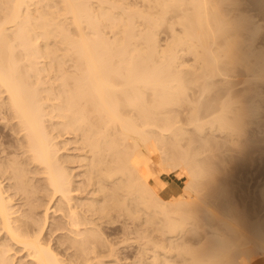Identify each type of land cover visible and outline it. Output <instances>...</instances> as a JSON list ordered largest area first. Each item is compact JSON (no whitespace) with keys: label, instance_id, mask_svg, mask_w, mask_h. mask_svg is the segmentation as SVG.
I'll return each instance as SVG.
<instances>
[{"label":"bare ground","instance_id":"6f19581e","mask_svg":"<svg viewBox=\"0 0 264 264\" xmlns=\"http://www.w3.org/2000/svg\"><path fill=\"white\" fill-rule=\"evenodd\" d=\"M114 1L112 0L111 4ZM40 2V0H0V154H3L0 157V264H89L91 260L94 258L96 260L100 256L97 246L103 248L101 253L103 250L112 251L109 244L108 246L102 244L103 241L99 234L104 233L102 231L100 233L98 227L101 223L96 221L101 222L108 217L109 210H111L110 202L115 205L123 202L126 204V196H129L134 204H139L144 209L143 212L151 214V219L157 215L155 213H162L166 219L164 224L167 228L165 230L169 234L172 231H178V228H186L184 225L193 223V220H197L195 215H200V213L195 214L196 207L200 206L199 204L203 206L204 201L202 198L200 200L194 192L198 190L196 189L197 184H195L196 179L200 178V175L204 176L201 174V169L198 168L201 166V161L204 163V158L203 160L201 158L200 161V157H198L200 162L199 166H196L198 164L195 163L196 155L198 156L197 153L200 151L192 150L193 153H196L195 157L182 153H179L183 155L179 158L173 155L177 159L171 158L169 162L166 158V162L161 160L163 157L159 155L162 153L161 151L159 153V145L164 142L163 136L166 133L170 135V139L173 137L177 141L185 134L180 132L178 124L174 125L171 114L176 110L173 111L175 109H172L173 104L188 102L190 99L188 97L193 95V93L187 95L188 78L179 75V72L181 73L179 66L182 64H176L180 62H176V53L172 54V52L164 56L168 46L163 48L159 45L160 43L158 44L155 37L157 31L150 32L147 29L149 31L145 36L147 46L144 45L146 46L144 47L137 44V40L134 39L136 35L132 33V25L129 22L124 25L123 29L120 28L122 30H117L119 22H116V18L118 16L114 18L108 9L110 5L108 8L101 6L102 11L95 13V8L90 6L93 3L91 0H60L59 9L64 13L61 19L63 20L64 16L66 18L65 14H70L73 24L71 26L74 28L72 35L66 29L67 26H64L68 24H65V18L63 23L60 16L58 17V14L54 13L56 9L46 11L48 8L46 10L41 8ZM31 4L36 7L34 5V8L30 7ZM152 7V10L159 15H156V19H153V16L148 17L154 27L160 24L159 22L164 19L165 13L169 10L173 11L171 14L174 13V16H181L184 34L176 33L182 35L178 36L176 44L181 49H186L183 51L188 50L194 55L196 54L198 61L203 64L204 73L200 75L203 77L200 94L203 95L201 92H204L205 101V97L212 90L222 88L224 91L223 98L218 97L220 100L215 101V104L204 105V122L242 140L251 133L250 137H253V140L250 141H255L258 150H264L260 144L264 141V136L260 137V134L264 135L262 134L264 133V35L260 36L261 31H264V26L260 23V21L264 22V0H153ZM189 10L190 12H187ZM254 10L259 12L254 13ZM259 13L260 17L256 19ZM103 21L108 22L107 29L109 27L115 29L114 34L125 32V35H111L113 38L104 37L102 33L105 29L103 32L100 29ZM193 73L195 74L194 80L197 81L199 72L196 74L193 71ZM188 76L191 78L190 75ZM195 90L197 92V89ZM201 97L203 98V96ZM209 100L211 101V99ZM191 101L189 100V102ZM193 103L195 104V102ZM189 108L191 110V107ZM193 110L188 120L194 124L193 127L199 130L203 124L198 123L201 119L199 118L201 116L199 107L195 106ZM209 125L206 126L209 127ZM248 126H251L250 133H248L250 128ZM184 128L181 130H185ZM4 133L14 134L15 143H12L14 146L8 142L9 146L13 147L10 146L12 149H9L8 144L5 146L6 138L1 139L4 137ZM64 134L65 137L71 134V137H68L71 138L69 141L72 140L76 144V147L73 146L72 149L75 147L80 152L74 157L84 167V179L82 180L77 175L73 174V176L69 171L72 169L65 165V162H68L69 157L72 156L64 154L65 157H63V154L60 153V149L68 144V139H60ZM167 134L166 136H168ZM189 135L187 136L191 137V134ZM194 141L199 142L198 138ZM194 141L192 140L191 144ZM201 141L204 140L201 139ZM234 141L236 140L234 139ZM181 142L179 141V143ZM240 142L242 143V141ZM165 143L162 145L164 146ZM171 143L173 145V142ZM188 144L186 142V145ZM167 147H169V143ZM186 148L188 149L187 146ZM169 149L171 150V147ZM260 151L259 154L264 153H260ZM66 152H70V149ZM166 152L169 153L167 150ZM165 153L162 154L165 155ZM170 157L169 155L167 158ZM70 162L73 163V160ZM75 163L77 164V162ZM77 170L79 171V169ZM212 171L214 172V170ZM172 172L178 177L177 179H183L181 182L183 191L177 195L172 194L171 200H165L151 186L149 179L152 174H156L168 180L172 176ZM35 175H39V178H36ZM75 176L81 180L78 182L79 185L77 183V187H73V184L76 183L72 184V177L75 179ZM40 178L44 185L37 184L36 181H39ZM4 180H6L5 184ZM207 181L210 180L207 179ZM258 187L260 188V186ZM75 190H80V194L81 191L84 193L86 191L89 202L77 204V200L75 201L71 193ZM259 191H261L259 194L261 193L264 197V189H259ZM39 192H44L43 197L35 196ZM200 193L202 192L200 191ZM77 195L79 196V194ZM77 195L75 196L77 197ZM15 196L18 197V200L24 198L26 202L20 204L19 201L20 205L17 203L15 206L13 202ZM82 196H84L83 193ZM259 197L261 198V196ZM219 199L215 198V201L218 200L220 203ZM35 200H38V204L34 206L32 202ZM212 201L206 202L211 204L214 202ZM206 202H204L203 208ZM257 202H261V199ZM257 202L253 203L256 204L254 208L257 209L259 206L257 212L253 208L254 212L252 211L250 214L252 209H248L250 210L249 214L247 213L248 216L251 217L256 213L251 219L247 218V215L240 214L239 211V215H233V212L229 214L230 216L227 215L231 217V221L229 218L224 220L227 236L223 235L224 232L211 233L213 236L209 237L210 234L206 235L209 233L206 232L208 230H204L206 233L202 236H207V238L204 237L207 245H204V239H201L204 243L203 251H196L192 254L193 249L189 248V252L192 251L189 256L185 254V247L188 245L185 246L186 242H182L185 247L181 244L184 247L182 248L184 251L181 250V253L184 252L186 256L191 257L190 263L185 262V264H264V224L261 223L264 222L261 218L264 217V214H260L264 211V201L261 202L262 205L259 203L258 206ZM219 203L214 205L217 206ZM231 204L235 205V203ZM25 205H28V208H23ZM214 205L212 204V206ZM37 206H42L41 215H37L38 212L35 211ZM242 206H237L238 210ZM219 207L220 204L218 210H221ZM228 207L227 212L229 213L233 206ZM245 207L242 209H246ZM210 208L212 207L210 206ZM214 208L215 210L211 211L217 217V207ZM120 209L122 210V208ZM198 209L202 210L201 207ZM129 210H126L127 214ZM57 211L60 212V215ZM170 211L177 214L176 220L170 214L168 215ZM49 212L55 213L54 218L58 215L56 221L51 217V220L54 221L52 225H49ZM197 212L199 211L197 210ZM241 212H246V210ZM138 214L140 215V213ZM60 216L61 219H59ZM222 219L224 218L222 217ZM155 227L158 225L154 226V229ZM147 228L149 227L147 226ZM208 228L210 229V227ZM48 232L49 236L46 235ZM210 232L214 231L210 230ZM220 232H222L221 229ZM165 234L167 233L164 232ZM164 235L162 233L161 238ZM52 236L56 238V243L62 248L61 250L65 251V254L62 253L64 255L59 254L60 252L58 253L52 247ZM181 236L183 238L184 235L181 233ZM164 239L166 240V238ZM173 239L176 238L173 237ZM149 240L151 241V238ZM105 242L103 243L105 244ZM173 248L178 250L179 247ZM186 250L189 253L188 248ZM20 251L24 253L25 260L24 256L23 259L16 258V253L20 254ZM143 251L141 250V252ZM141 255L140 258L144 254ZM153 258L147 263L140 260H136L138 261L136 263L169 264V262L163 263L164 260L161 263ZM163 258L165 259V257Z\"/></svg>","mask_w":264,"mask_h":264},{"label":"rangeland","instance_id":"374dc122","mask_svg":"<svg viewBox=\"0 0 264 264\" xmlns=\"http://www.w3.org/2000/svg\"><path fill=\"white\" fill-rule=\"evenodd\" d=\"M41 2L39 3L40 4V7L41 8H44V10H46L47 8V10L46 11H48V10H52L53 9V11L56 9V11L54 12L55 14H58V17L61 19L62 18V14H64L63 12H62V10L61 9H59L60 8V6L59 5H61L60 4V0L58 1H55V0H40ZM92 1H93V3H92ZM95 1V2H94ZM99 1H101L100 3H98ZM104 1V2H103ZM114 1V0H113ZM116 1V2H115ZM112 4H111V2H112V0H91V3L92 4H90V6L93 8H95V13H100L101 11H102V7L101 6H107V7H105V8H108V6H109V10L111 11V13H112V15L114 16V18H116L117 16V18H116V22L118 23L119 22V26L116 28L117 30H122L123 29V27H124V25L126 24V23H130V25H132L131 26V29H132V33L133 34H135L136 36H134V39L135 40H137V44L139 43V45H142V46H144V45H146L147 46V38L145 37L146 35H147V33L150 31H157V33L155 32V37H156V40L158 41V44L161 46V47H163V48H166L167 46H168V48H166V53L164 54V56H167V54H171L172 52V54H175L176 53V62L177 61H180V62H178V63H176V64H182V65H180L179 66V70H181V73L179 72V75H181L182 77H186V79L188 78V82H189V84H188V87H187V95H190V94H192L193 93V95H190L188 98H190V99H188V102H180L181 103V105H180V103L179 102H177V103H175V104H173V106H172V109L173 108H175L173 111H175V113H173V112H171V113H173V114H171V116H172V119H173V122H174V125L175 124H178L177 125V127L179 128V130H180V132H182V134L183 133H185V134H181L182 136L180 137V139L177 141L176 139H174L173 137H171V139L173 138V140L171 141V139H170V135H168L167 133V135L168 136H166V134L163 136V138H165V139H163V143L162 144H164L167 140H169L168 142H166L165 143V145L163 146L161 143H160V148H159V153H160V151L164 154L165 152H166V150L167 151H169V153H167V154H169L171 157L170 158H167L169 155H167L166 153H165V155H163L162 153H160L159 155H160V157H163V158H161V160H163V161H165L166 162V160H165V158L167 159V162H169V161H171V158L173 159V158H179V157H181V156H183L182 154H185V155H188V154H190V156L191 155H193L194 157H195V155H196V153L194 152H192V150H194V151H200L199 153H197L198 154V156L196 155V158H197V161H195V163H198L196 166H199V162L201 161V158H202V160H203V158H204V163H203V161H201L200 162V165L201 166H199L198 168H200L201 169V174L202 175H204V176H201L200 175V178L198 177L197 179H196V181H195V184H197V188L196 189H198V190H195V192H194V194L195 195H197L198 196V198H200V200H201V198H202V200L204 201V202H206V201H212L213 203H211V204H208V203H210V202H206V205H205V207L203 208V206H204V202H203V206H201V204H199L200 206H197L196 208V210H195V214H197V213H200V215L199 216H197V215H195L197 218V220H193V223L191 222L190 224H186V225H184L186 228H184V227H182V228H180V229H182V230H180L179 228L177 229L178 231H175V232H170L171 234H169L168 233V231L167 230H165L167 227H166V224H164V223H166V219L164 218V215L162 214V213H155V214H157L155 217H153V219H151L152 218V215L150 214L149 215V213H147L146 211H144L143 212V210L144 209H142V207L141 206H139V204L138 205H136V204H134V202H133V200H132V202H131V199H130V197L129 196H126V204L123 202V203H120V204H117L116 203V205L113 203V204H111L112 202H110L109 204H110V209L111 210H109V213H108V217L107 218H104L102 221H105V222H103L102 223V221L101 222H99V221H96L97 223H101L102 224V226H101V224H99V226L100 227H98L99 228V231H100V233H104V234H99L100 235V237H101V240L103 241V242H105V244H107V245H105L103 242H102V244L104 245V246H108V244H109V246H110V248H111V250L112 251H108V250H103L102 251V253H101V249H103L102 247L101 248H99L98 246H97V249H99L100 250V256L99 257H97L96 258V260H95V258L93 259L94 261H96V262H98L97 264H131V263H135V264H137L136 262H138L139 260L140 261H142L143 263H147V261H149V260H151L154 256V258L155 259H157L159 262H161V261H167V262H164L163 261V263H168L169 262V264L170 263H172V264H185V262L186 263H190V258L191 257H189L190 255H191V252L193 251V253L192 254H194V252H200V250H204V246H202L206 241V239L205 238H207V236H205L204 235V237L202 236L203 234H205L206 232H209V233H206V235L208 234H210L209 235V237H211V236H213V234H216V233H224L225 231H227V229H226V224H225V222H224V220H228V219H225V218H229V221H231V217H228L227 215H229L230 213L232 214V212H233V215H239L238 214V211H239V213L240 214H244V215H247V213L249 214V212H250V210H248V209H252L251 210V212H250V214H252V211L254 210L255 212H257V210H259L258 208H259V203L261 204V202L262 201H264V200H262V199H264V197H262V194L260 193L259 194V192H261V191H259V189L260 190H262V189H264V188H261L262 186H264V185H261V184H264V183H262V182H264V156H261V155H264V153H262V154H259L258 152L260 151V150H258L257 148H256V146H255V141H250V140H253L252 138L253 137H250L251 135V133H250V130H251V126H248V133H250L249 134V136H247L246 137V139L244 138V140H242V139H239V138H237V137H235L233 134H230V133H227V132H225V131H220L219 129H215V128H213L212 126H210L209 124H206V122H204L205 121V118H204V105H209V104H215L216 102H217V100L220 98V99H222L223 98V94H224V91H223V89L222 88H219L220 90H218V88L217 89H214V91L212 90V92H210V94L209 95H207L205 98H206V101H205V99H204V92H201L203 95H201L200 94V84H201V82L203 81V77L202 76H200L201 75V73L203 74L204 73V66H202L203 64H201V62L200 61H198V59H197V55L195 54H193V53H191L190 51H183V50H186L185 48H182L181 49V47H179L177 44H176V39H178V36L179 37H181L183 34H184V27H183V25H182V23H181V16L179 15V16H174V13L173 14H171L173 11H167L166 13H165V17H164V19H162L163 20V22H159L160 24V26L159 25H157L156 27H154V25L152 24V21L150 22L149 21V19H148V17H150V16H153V19H156L157 18V16H159L157 13H156V11H154V10H152L153 9V0H120L119 1V3H118V0H115ZM130 1V2H129ZM150 3H148V2ZM44 2V3H43ZM53 2V3H52ZM97 2V3H96ZM126 2V3H125ZM51 3V4H50ZM55 3H58V4H55ZM89 3H90V1H89ZM109 3V4H108ZM115 3V4H114ZM123 3V4H122ZM147 5H146V4ZM45 4H46V6H45ZM51 5V7H50V5ZM54 4H55V6H54ZM94 4H96V5H94ZM100 6H98V5ZM104 4V5H103ZM106 4V5H105ZM152 4V5H151ZM32 5V6H31ZM30 5V7H32V8H34V6L36 7V5H34V4H31ZM34 5V6H33ZM44 5V6H43ZM93 5V6H92ZM150 5V6H149ZM49 6V7H48ZM117 6H119V7H117ZM148 6V7H147ZM52 7H54V8H52ZM99 7V8H98ZM113 7V8H112ZM126 7V8H125ZM133 7V8H132ZM144 7V8H143ZM147 7V8H146ZM149 7H150V9H149ZM98 8V9H97ZM116 8V9H115ZM129 8V9H128ZM59 9V10H58ZM97 9V10H96ZM112 9V10H111ZM148 9H149V11L152 13H148L149 11H148ZM124 10V11H123ZM135 10H137V11H135ZM143 10V11H142ZM114 11V12H113ZM121 11H123V12H121ZM141 11V12H140ZM148 11V12H147ZM58 12V13H57ZM61 12V13H60ZM116 12V13H115ZM187 12H190V10L189 11H187ZM254 13L256 12H259V11H257V10H254L253 11ZM146 13H148V14H146ZM155 13V14H154ZM233 13V12H232ZM119 14V15H118ZM137 14V15H136ZM145 14V15H144ZM150 14V15H149ZM65 15H67L66 16V18H65V16H64V18H65V20H64V18H63V20H64V22H65V24H67V25H64V26H67V28L66 29H68V32H69V34H72L73 35V30L72 29H74L71 25H73L71 22H72V20H71V16H70V14H65ZM122 15H123V17H125V18H123L122 17ZM135 15V16H134ZM142 15V16H141ZM144 15V16H143ZM157 15V16H156ZM182 15V14H181ZM70 16V17H69ZM127 16V17H126ZM155 16V17H154ZM67 17H69V18H67ZM169 17V18H168ZM260 17V13H259V16L257 15V17H256V19L257 18H259ZM179 18V19H178ZM127 19V20H126ZM134 19H135V21H134ZM63 20L61 19V21L63 22ZM68 20H71V21H68ZM122 20V21H121ZM143 20V21H142ZM63 22V23H64ZM70 22V23H69ZM133 22V23H132ZM150 22V23H149ZM178 22V23H177ZM108 23V22H107ZM106 23V21H103L102 22V28H100L101 30H102V32H103V30L105 29L106 30V32L108 33H106L105 32V30H104V32L102 33L103 34V36L104 37H112L113 35H117V36H123V35H125V32L124 33H122L121 34V32L120 33H118V34H114V28H106V27H108V25H106L107 24ZM143 23H145V24H143ZM260 23L262 24V26H264V22H261L260 21ZM177 24H178V26H177ZM68 25H70V26H68ZM148 25V27L146 28V26ZM162 25V26H161ZM176 25V26H175ZM121 26V27H120ZM120 28H122V29H120ZM126 28V27H125ZM158 28V29H157ZM72 31H71V30ZM109 29H111L110 31H112V32H110L109 31ZM136 29V30H135ZM149 31H148V30ZM154 29V30H153ZM100 30V31H101ZM171 30V31H170ZM71 31V32H70ZM138 33H136V32ZM147 31V32H146ZM171 32H172V34H171ZM173 32H175V33H173ZM183 32V33H182ZM111 33V34H110ZM144 33H145V35H144ZM182 34V35H177V34ZM262 33H264V31H261V33H260V36L261 35H264V34H262ZM112 35V36H111ZM171 35V36H170ZM175 35V37H173ZM108 37V38H109ZM145 38V40H144V38ZM158 37V38H157ZM113 38V37H112ZM175 38V39H174ZM171 39V40H170ZM173 39V40H172ZM171 41H172V43H171ZM143 43V44H142ZM164 43V44H163ZM171 43V44H170ZM166 44V45H165ZM173 44V45H172ZM146 46H144V47H146ZM170 46V47H169ZM174 47H175V49H174ZM173 48V49H172ZM179 49V50H178ZM170 50V51H169ZM168 51V52H167ZM180 51V52H179ZM178 52V53H177ZM182 52V53H181ZM180 53V54H179ZM198 53H200V52H198ZM178 55H180L179 57H178ZM193 55V56H192ZM196 57V58H195ZM179 58V59H178ZM181 59V60H180ZM195 59V60H194ZM197 59V60H196ZM184 60V61H183ZM195 61V62H194ZM197 61H198V63H197ZM182 62V63H181ZM189 63V64H188ZM195 65V67H194V65ZM197 64H199V65H197ZM192 65V67L190 68V66ZM197 65V66H196ZM188 66V67H187ZM200 66H202V67H200ZM185 67V68H184ZM188 69H187V68ZM197 67V68H196ZM191 70H190V69ZM195 68L197 69L196 71H195ZM201 69V70H200ZM197 74L198 72H199V74H197V75H199V77H197L198 79H200L201 78V80H199L198 81V79H196L197 81H195L194 79H195V74L193 73V71ZM191 71H192V73H191ZM183 72V73H182ZM184 73H186L185 75H183ZM188 73V74H187ZM187 75V76H186ZM188 75H190V77L191 78H189V76ZM194 77V78H193ZM189 79H191V80H189ZM194 80V81H193ZM192 81V82H191ZM194 82L196 83L195 85H194ZM193 83V84H192ZM198 83V84H197ZM191 85H193V86H191ZM198 86V87H197ZM195 87V88H194ZM217 87H219V86H217ZM190 88V89H189ZM195 89H197V92H196V90ZM193 90V91H192ZM213 92H215L214 94H213ZM216 92H218L217 94H216ZM198 93V94H197ZM222 93V94H221ZM195 94V95H194ZM199 95V96H198ZM213 95H214V97H213ZM216 95V96H215ZM219 95V96H218ZM201 96H203V98L201 97ZM209 96H211L210 98H209ZM196 97H197V99H196ZM219 97V98H218ZM192 98V99H191ZM194 98V99H193ZM200 98V99H199ZM203 100H202V99ZM209 99H211V101L209 100ZM219 99V100H220ZM189 100L191 101V100H194V101H191V102H189ZM200 100V101H199ZM214 100V101H213ZM216 101V102H215ZM193 102H195V104L193 103ZM179 103V104H178ZM186 105H184V104ZM192 103V104H191ZM190 104V105H189ZM199 104V105H198ZM176 105V106H175ZM195 106L196 107H199V114L201 115L199 118H201V119H199V121H198V123H200V124H202V128L201 129H199V130H197L195 127H193V123H191V121L190 120H188L189 119V116L190 115H192V113H193V108H195ZM201 106V107H200ZM187 107V108H186ZM189 107H191V110H192V112L190 113V108ZM193 107V108H192ZM187 110H189V111H187ZM202 113V114H201ZM178 116H177V115ZM188 115V116H187ZM175 116V117H174ZM177 119V120H176ZM179 120H180V122H179ZM186 120H188V121H186ZM176 121H177V123H176ZM183 125V126H182ZM205 125V126H204ZM209 125V127H207V126ZM176 126V125H175ZM181 126V127H180ZM192 126V127H191ZM185 127V128H184ZM205 127V128H204ZM212 129H211V128ZM185 129V130H181V129ZM203 129H205L204 131H202ZM211 129V130H210ZM215 131H214V130ZM5 130V129H4ZM219 130V131H218ZM183 131H185V132H183ZM187 131V132H186ZM196 131H198V132H196ZM206 132V133H205ZM165 133V132H164ZM187 133V134H186ZM198 133V134H197ZM189 134H191V137H192V140L194 141V140H197V138H198V141L199 142H197V141H194L193 142V144H191L192 143V140H191V137H188V136H190ZM210 134V135H209ZM262 134H264V133H262ZM6 135V136H5ZM12 135V136H11ZM69 135V136H68ZM68 135H66L67 137H65V134L64 135H62L61 137L63 138H60L61 140H64V139H68V144H66L64 147H62L61 149H60V153H62L63 154V157H65L64 156V154L66 155H68V156H72V157H69L70 158V160L68 161V162H65V165L67 166V168H70V169H72V170H69V171H71L70 173L73 175H77L81 180L82 179H84V176H83V170H84V167H82L81 166V164H80V162L77 160V158H75L74 157V155H77L78 153H80V152H78V150H76L75 149V147H76V144L75 143H73L72 142V140L71 141H69L71 138H68V137H71L70 135L71 134H68ZM188 135V136H187ZM205 135V136H204ZM207 135V136H206ZM216 135V136H215ZM230 135V136H229ZM234 137H233V136ZM14 136V134H12V133H9V134H5L4 133V137L3 138H1V139H5L6 138V142H5V146H6V144H8V146H9V143H11V145H13L14 143H15V136ZM187 136V137H186ZM202 136V137H201ZM210 136V137H209ZM218 136V137H217ZM227 136H229V137H227ZM261 136H264V135H261L260 134V137ZM168 137V139H166ZM183 137V138H182ZM196 137V138H195ZM249 137V138H248ZM182 138V139H181ZM184 138H186V139H184ZM206 138V139H205ZM212 138H213V140H212ZM184 139V140H183ZM201 139L202 140H204V141H201ZM209 139H211V140H209ZM233 139V140H232ZM234 139L236 140V141H234ZM248 139V140H247ZM188 140V141H187ZM218 142H217V141ZM246 140V141H245ZM5 141V140H4ZM173 142V145H172V143L171 142ZM179 141H182L181 143H179ZM212 141V142H211ZM222 141V142H221ZM240 141H242V143L240 142ZM9 142V143H8ZM14 142V143H13ZM186 142H187V144L188 145H186ZM217 142V143H216ZM252 142H253V144H252ZM13 143V144H12ZM168 143H169V147H167L168 146ZM175 143H177V144H175ZM179 143V144H178ZM198 145H197V144ZM208 145H207V144ZM251 143V144H250ZM257 144H259L258 142H256ZM70 144V145H69ZM184 144V145H183ZM191 144V145H190ZM196 144V145H195ZM212 144H214V145H212ZM260 144L262 145V147H264V141H262V142H260ZM10 145V146H11ZM60 145H61V143H60ZM174 146V147H172V146ZM175 145H176V148H175ZM183 145V146H182ZM193 145V146H192ZM206 145V146H205ZM210 145V146H209ZM231 145V146H230ZM252 145V146H251ZM10 146H9V149H12V148H10ZM14 146V145H13ZM62 146H63V144H62ZM73 146H75L74 147V149H72L73 148ZM162 146V147H161ZM188 147V149L186 150L185 149V147ZM192 146V147H191ZM205 146V147H204ZM216 146H218V147H216ZM221 146V147H220ZM171 147V150H172V148H173V150L171 151L170 149L168 150V148H170ZM184 147V149H182ZM213 147V148H212ZM249 147V148H248ZM67 148V149H66ZM166 148V150H164ZM180 149V150H176V149ZM210 148V149H209ZM66 149V150H65ZM69 149H70V152H66V151H69ZM163 149V150H162ZM197 149V150H196ZM202 150V152H201V150ZM204 149V150H203ZM256 151H255V150ZM63 150V151H62ZM183 150V151H182ZM218 150V151H217ZM220 150V151H219ZM257 150H258V152H257ZM177 153H176V152ZM186 153H185V152ZM189 151H191L192 153H190ZM175 152V153H174ZM189 152V153H188ZM209 152V153H208ZM220 152V153H219ZM261 152H264V150H262V151H260V153ZM179 153H182V154H179ZM200 153H201V155H200ZM211 153V154H210ZM162 154V155H161ZM178 156H177V155ZM218 154V155H217ZM1 156L0 157H2L3 156V154H0ZM167 155V156H166ZM173 155H175V156H173ZM209 155V156H208ZM74 157V158H73ZM194 157H192L194 160H195V158ZM198 157H200L199 159H200V161H198L199 159H198ZM208 157V158H207ZM176 158V159H177ZM169 159V160H168ZM73 160V163H71L70 161H72ZM75 162H77V164L75 163ZM69 163V164H68ZM71 163V164H70ZM202 163V164H201ZM74 164V165H73ZM73 167H72V166ZM77 166H79V167H77ZM205 166V167H204ZM72 167V168H71ZM207 167V168H206ZM197 168V167H196ZM197 168V169H198ZM212 168V169H211ZM77 169H79V171L77 170ZM82 169V170H81ZM199 169V170H200ZM203 169V170H202ZM210 170V171H209ZM212 170H214V172L212 171ZM73 171V172H72ZM81 171H82V174H80L81 173ZM78 172V173H77ZM203 172H204V174H203ZM208 172V173H207ZM224 172V173H223ZM213 173V174H212ZM81 176H80V175ZM207 174V175H206ZM208 174H209V176H208ZM215 174V175H214ZM71 175V176H72ZM73 175V176H74ZM171 177H169V179L168 180H166L163 176H161V175H156V174H152V176L150 177V179H149V182H150V184H151V186L153 187V188H155V190L157 191V193L160 195V197L161 198H163V199H165V200H171L172 199V197H173V195L172 194H174V195H177V194H179V193H181L183 190H182V185H181V182L183 181V179L182 180H180V178L179 179H177L178 177L177 176H175V173L174 172H172L171 173ZM39 176V175H38ZM38 176H36L35 175V177L36 178H39ZM77 176H75V179H74V177H72V184L73 183H76V184H73L74 186L73 187H77L80 183H78L79 181H81L79 178H77ZM208 176V177H207ZM215 176H216V178H215ZM206 178V179H205ZM212 178V179H211ZM216 180H215V179ZM217 178H218V180H217ZM78 181H77V180ZM154 179V180H153ZM200 179H202V180H200ZM207 179H209L210 181H207ZM35 179H33V181H34ZM214 180V181H213ZM43 180L40 178L39 179V181H36L37 182V184L39 183H42L43 185H44V183L42 182ZM198 181V182H197ZM200 181V182H199ZM207 181V182H206ZM222 181V182H221ZM226 181V182H225ZM5 182H6V180H4L3 181V183L5 184ZM35 182V181H34ZM36 182H35V184H36ZM152 182V183H151ZM155 182V183H154ZM175 182V183H174ZM197 182V183H196ZM205 182V183H204ZM230 182V183H229ZM77 183H78V185H77ZM169 183V184H168ZM222 183V184H221ZM261 183V184H260ZM36 184V185H37ZM38 184V185H39ZM194 184V185H195ZM209 184V185H208ZM259 184V185H258ZM7 185V184H6ZM5 185V186H6ZM202 185H203V187H202ZM201 186V187H200ZM207 186V187H206ZM211 188H210V187ZM258 186H260V188L258 187ZM172 187V188H171ZM215 187V188H214ZM201 188V189H200ZM213 188V189H212ZM220 190H219V189ZM200 189V190H199ZM222 189V190H221ZM229 189V190H228ZM198 191V193L196 194V192ZM200 191L202 192V193H200ZM206 191V192H205ZM79 192V193H78ZM216 192V193H215ZM223 192V193H222ZM226 192V193H225ZM72 193V195L74 196V199H75V201L77 200V204H82V203H86L87 201H88V198H87V196H88V194H87V192L85 191V193H84V191H81V194H80V190H75L74 192H71ZM79 194V196L77 195V194ZM82 193H83V195L84 196H82ZM171 193V194H170ZM201 195H200V194ZM209 193V194H208ZM221 193V194H220ZM225 193V194H224ZM77 195V197L75 196V195ZM86 194H87V196H86ZM162 194V195H161ZM193 194V195H194ZM43 195H44V192L42 193V192H39L38 194H35V196H38V197H40V196H42L43 197ZM171 195V196H170ZM203 195V196H202ZM213 195H214V197H213ZM222 195H223V197H222ZM29 196L31 197V194H29ZM81 196V197H80ZM207 196H211V197H207ZM259 196H261V198L259 197ZM79 197V198H78ZM86 197V198H85ZM203 197H206V198H203ZM17 198V199H16ZM82 198V199H81ZM86 200H85V199ZM120 198H122V197H120ZM211 198V199H210ZM215 198L216 199H219L221 202L219 203V201L218 200H216L215 201ZM226 198V199H225ZM73 199V200H74ZM81 201H80V200ZM123 199V198H122ZM129 199H130V201H129ZM206 201H205V200ZM209 199V200H208ZM261 199V202H257L258 200H260ZM17 200V201H16ZM39 200V199H38ZM37 200V201H38ZM20 201V202H19ZM24 201V202H23ZM32 201V200H31ZM37 201L35 200V202H32V204H34V206L35 205H37L38 203H37ZM230 203H229V202ZM14 202V204H15V206H17V203L19 202L20 204H23V203H25L26 202V200L24 199V198H19V200H18V197L17 196H15V200L13 201ZM89 202V201H88ZM257 202V206H258V208L256 209V208H254V207H256V204H253V203H256ZM18 203V204H19ZM39 203H40V200H39ZM128 203H129V205H128ZM217 203H219L220 204V207L219 208H221V210L219 209L218 210V206H219V204L217 205V206H215L214 204H217ZM225 203V204H224ZM227 203V204H226ZM230 205H229V204ZM231 203H235V205H233V204H231ZM19 204V205H20ZM208 204V205H207ZM212 204L214 205V206H212ZM222 204V205H221ZM113 205V206H112ZM118 205V206H117ZM131 205V206H130ZM227 205V206H226ZM239 205H243L242 207H245L246 209H242V207H240L239 208V210H238V207H239ZM262 205V204H261ZM260 205V206H261ZM26 206V207H25ZM23 208H28V205H25ZM127 206V207H126ZM128 206H130V207H128ZM208 206V207H207ZM210 206L212 207V208H210ZM223 206V207H222ZM228 206H233V207H231V208H233V210H231V208H230V211H229V213L227 212L228 211V209H229V207ZM234 206H236L235 208H237V210H234L235 208H234ZM238 206V207H237ZM41 209L42 208V206H37V208H36V212H38L37 213V215H41L42 214V210L43 209H39V208ZM118 207V208H117ZM123 207H125L124 209H123ZM133 207H135V208H133ZM137 207V208H136ZM140 207H141V209H140ZM202 208V210H200V209H198V208ZM214 207H217L216 209H217V211H218V215H219V217H218V215H217V217H215L216 216V214H214L211 210H215V208ZM227 207V208H226ZM120 208H122V210L120 209ZM227 209L226 211L224 210V209ZM254 208V209H253ZM261 208V207H260ZM38 209V210H37ZM79 209H80V207H79ZM129 209H133V210H129ZM136 209H138V210H135ZM139 209H140V211H139ZM204 209H206V210H204ZM211 211V213H210V211ZM222 209H223V211H222ZM241 209V210H240ZM40 210V211H39ZM51 210V209H50ZM129 210V212H130V214H133V215H130L129 214V212H128V214H127V211ZM197 210L199 211V212H197ZM204 210V212H202ZM245 211L246 210V212H241V211ZM118 211V212H117ZM125 211V212H124ZM220 211H221V214H223V218L224 219H222V217H220L221 216V214H220ZM225 211V212H224ZM236 211V212H235ZM253 211V212H254ZM39 212H40V214H39ZM58 212V211H57ZM138 213H140V215L138 214ZM145 213V214H144ZM172 213V214H171ZM202 213H204V214H202ZM226 213V214H225ZM234 213H237V214H234ZM246 213V214H245ZM55 214V213H54ZM53 213H51V212H49V225H52V224H54V221H56V220H58V219H56V218H58V215L56 216V218H54L55 216H53L54 215ZM57 214V213H56ZM58 214L60 215V212H58ZM147 214V215H146ZM160 214V215H159ZM170 214V216L171 217H173L174 218V220H176L175 219V217H177V214H174L173 212H168V215ZM213 214H214V216H213ZM254 214V213H253ZM256 214V213H255ZM255 214L253 215V216H255ZM261 215L262 214H264V211H262L261 213H260ZM118 215V216H117ZM121 215H122V217H121ZM135 215V216H134ZM142 216L143 218H139V216ZM161 215H162V217H161ZM176 215V216H175ZM162 218H160V217ZM194 216V217H195ZM201 216H202V218H201ZM209 216V217H208ZM227 216V217H226ZM230 216V215H229ZM252 215H251V217L250 216H248L247 215V218H249V219H251L252 217H253ZM51 217H53L52 219L54 220V221H52L51 220ZM133 217V218H132ZM146 217V218H145ZM147 217H149V218H147ZM206 217V218H205ZM214 217V218H213ZM110 218V219H109ZM156 220H155V219ZM160 218V219H159ZM205 218V219H204ZM219 218V219H218ZM262 218V221H264V217H261ZM59 219H61V216L59 217ZM107 219H108V221H107ZM122 219V220H121ZM143 219H146V220H144L143 221ZM148 219V220H147ZM159 219V220H158ZM195 219V218H194ZM201 219V220H200ZM204 219V220H203ZM211 219V220H210ZM221 219V221H219ZM124 220V221H123ZM139 220V221H138ZM142 220V221H141ZM149 220H151L152 221V223H151V221H149ZM164 222H163V221ZM160 221V222H159ZM199 221V222H198ZM202 221V222H201ZM207 221V222H206ZM108 224H107V223ZM150 222V223H149ZM157 222H158V224H157ZM163 224H162V223ZM196 222V223H195ZM224 222V223H223ZM144 223V224H143ZM154 223V224H153ZM195 223V224H194ZM206 223V224H205ZM208 223V224H207ZM211 223V225L209 226V224ZM223 223V224H222ZM262 224H264V222H261ZM136 224V225H135ZM162 224V225H161ZM192 224V225H191ZM204 224H205V226H206V228H205V226H204ZM158 225V227H159V229H158V227H155V229H154V226H157ZM194 225V226H193ZM147 226L149 227V228H147ZM192 226V227H191ZM196 226V227H195ZM202 226V227H201ZM204 226V227H203ZM212 226V227H211ZM217 228H216V227ZM223 226H224V228H223ZM146 227V228H145ZM153 227V228H152ZM208 227H210V229L208 228ZM161 228V229H160ZM163 228V229H162ZM191 230H190V229ZM205 228V229H204ZM211 228H213V229H211ZM219 228V229H218ZM145 229V230H144ZM149 231H148V230ZM158 229V230H157ZM183 229H184V231H183ZM187 229H188V231L189 232H191V233H189L188 231H187ZM194 229V230H193ZM195 229H196V233L194 234V232H195ZM198 229H199V231H198ZM220 229H221V231L222 232H220ZM155 230V231H154ZM156 230H157V232H156ZM159 230H162L161 232L159 231ZM186 230V231H185ZM206 230H208V231H205ZM210 230L211 231H214V232H210ZM216 230V231H215ZM102 231V232H101ZM147 231H148V233H150V234H148L147 233ZM193 231V232H192ZM197 231H198V233H197ZM217 231H219V232H217ZM56 232H58V231H56ZM153 232V233H152ZM164 232H166L167 234H165L164 235ZM179 233V234H177V233ZM187 234H186V233ZM162 233H163V235H164V237L162 236V238H161V235H162ZM181 233H182V235H184L183 236V238H182V236H181ZM202 233V234H201ZM211 233H213V234H211ZM227 232H225L223 235H225ZM46 235L47 236H49V232L48 233H46ZM54 235V234H53ZM102 235V236H101ZM158 235V236H157ZM169 235V236H168ZM181 237H180V236ZM228 235H230V234H228ZM125 236V237H124ZM150 236V237H149ZM160 236V237H159ZM166 236V237H165ZM171 236V237H170ZM187 236V237H186ZM225 236H227V234L225 235ZM104 237H105V239H104ZM167 237H168V239H169V241H168V239H167ZM173 237L174 238H176V239H173ZM180 237V239H178ZM203 237V238H202ZM52 238V240H51V244H52V247H54V249L59 253V254H62V253H64L61 249V247H59L58 245H57V243H56V238H54V236H52L51 237ZM124 238H125V240H124ZM151 238V241L149 240ZM161 238V239H160ZM164 238H166V240L164 239ZM182 238V239H181ZM198 238V239H197ZM54 239V240H53ZM136 239V240H135ZM180 241H178V240ZM199 239H200V241H199ZM204 241V243H202V240ZM119 240V241H118ZM134 240V241H133ZM172 240V241H171ZM175 240H177V241H175ZM183 240H185V241H183ZM187 240V241H186ZM162 241V242H161ZM173 241H175V242H173ZM122 242V243H121ZM160 242V243H159ZM168 242H169V244H171V243H173L172 245H169L168 244ZM178 242H179V244H178ZM182 242H186V244H185V246L186 245H188V247L186 246H184L183 244H182ZM190 242V243H189ZM139 243V244H138ZM150 243V244H149ZM158 243V244H157ZM163 243V244H162ZM166 243V244H165ZM188 243V244H187ZM200 243V244H199ZM56 244V245H55ZM119 244V245H118ZM137 244V245H136ZM143 244V245H142ZM157 244V245H156ZM181 244H182V246H184L185 247V254H187V255H189V256H186L185 254H184V252H183V254L181 253L182 251H184V250H182V248H184V247H182L181 246ZM117 245V246H116ZM167 247H166V246ZM176 245V246H175ZM178 245H180V246H178ZM192 245V247H189V246H191ZM195 245H196V247H195ZM199 245H201V246H199ZM204 245H207V243H205ZM126 246V247H125ZM141 246V247H140ZM165 246V247H164ZM169 246V247H168ZM157 247V248H156ZM171 247V248H170ZM173 247H179L178 248V250H179V253L177 254V252H178V250H177V248H173ZM193 247H195V248H193ZM203 247V249H201V248ZM154 248H156V249H154ZM188 248V252H189V248H192L191 250V252H189V253H187V249ZM168 249H169V251H168ZM171 249V250H170ZM176 251H175V250ZM195 249V250H194ZM197 249H199V250H197ZM59 250V251H58ZM141 250L144 252H141ZM155 250V251H154ZM182 250V251H181ZM108 251V252H107ZM113 251H114V253H113ZM147 251V252H146ZM150 251V252H149ZM154 251V252H153ZM173 251V252H172ZM201 251V252H202ZM139 252V253H138ZM158 253V254H156V253ZM22 253V254H21ZM107 253V254H106ZM141 253H143L142 255L143 256H145V257H143L142 255H141ZM150 253H151V255H150ZM65 254V253H64ZM64 254H62V255H64ZM196 254H201V253H196ZM61 255V256H62ZM93 255V254H92ZM103 255V256H102ZM137 255H138V257H137ZM140 255L142 256L141 258H140ZM150 255V256H149ZM20 256V257H19ZM23 256H24V253L22 252V251H20V254H19V252H17L16 253V258H18V259H23ZM148 257V259H147V257ZM157 256H159V257H157ZM162 258H161V257ZM25 257V256H24ZM152 257V258H151ZM163 257H165V259L163 258ZM118 258V259H117ZM135 258H137V259H135ZM142 258H144V259H142ZM153 258V259H154ZM183 258H185V259H183ZM26 259V257L24 258V260ZM189 259V260H188ZM93 260H91V262H89V264H96V262H94ZM101 261V262H99V261ZM103 260V261H102ZM132 260V261H131ZM136 260H138V261H136ZM184 260V261H183ZM117 261V262H116ZM125 261V262H124ZM120 262V263H119ZM162 263V262H161ZM88 264V263H87Z\"/></svg>","mask_w":264,"mask_h":264}]
</instances>
